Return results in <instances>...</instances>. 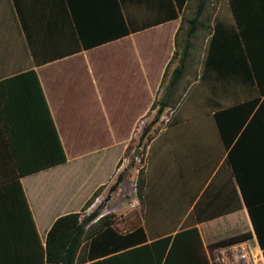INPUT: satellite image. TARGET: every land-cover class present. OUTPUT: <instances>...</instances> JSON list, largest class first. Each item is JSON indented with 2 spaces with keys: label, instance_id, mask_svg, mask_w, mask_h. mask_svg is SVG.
I'll return each mask as SVG.
<instances>
[{
  "label": "crops",
  "instance_id": "1",
  "mask_svg": "<svg viewBox=\"0 0 264 264\" xmlns=\"http://www.w3.org/2000/svg\"><path fill=\"white\" fill-rule=\"evenodd\" d=\"M137 1L139 0H124V3L127 6V16L135 18L138 25L165 15L161 0H140L141 5ZM16 4L32 34L38 65L34 62L27 43ZM114 5L115 0H64V3L62 0H0V25L4 22L8 24L5 21L8 15H11L12 20L16 16V24H8L7 28L12 33L16 31L22 51L27 49L30 59L21 69L0 74V79L29 69L35 70L66 156L64 163L19 178L43 244L58 217L79 213L92 194L112 179L117 163L126 160V149L135 136L139 122L142 121L144 126L152 122L150 112L157 111L152 109V105L160 93L163 78L168 70L170 78L174 68L179 66L181 56H176L177 63L172 57L185 7L174 19L89 49L68 53L78 45L73 23H70L72 13L69 7L75 11L74 15L78 18L83 34L100 35L116 32ZM201 28L205 29L206 26L199 21L192 40ZM47 30L48 35H45ZM137 35H144V41L140 44L139 41L132 40ZM122 41L127 43L121 46L127 48L123 51L122 48L116 49V45ZM190 46H193L192 41L188 50ZM188 50L181 73L170 91L186 75V59L191 55ZM47 56L56 57L41 61ZM19 61L20 57L13 65L21 64ZM200 75L198 69L196 78L200 79ZM198 82L199 80L193 82L185 96L193 95L188 103V110L192 112L187 111L183 116L187 118L189 115L193 119L182 122L178 120L174 134L160 132L147 142L145 138L146 149L141 152V156L146 160L145 194L149 199L141 201V206L136 197L129 205L132 209H142L141 226L145 228L147 242L155 240L149 234V231L153 233L155 225L176 224L177 227L170 229L175 231L167 229L170 233L166 234L173 236L183 222L189 221V224L197 228L210 259L212 251L234 242V238L241 234L249 233L247 238L257 243L258 240L227 161L228 149L224 147L215 126L211 122H204L212 119L214 104L208 102L215 100L206 90L200 94L194 90L195 94H189L191 89L198 86ZM174 92L179 93L178 89L172 90ZM120 96H130L133 100L127 109H117L119 116H116V123H112L104 99L110 97V110H116V97ZM168 104L165 108L171 107ZM90 110H96L97 113L89 117L88 122L97 129L104 127L107 137V140H98L93 145L88 140V135L80 130L75 131L76 127L81 128L84 117ZM80 116L83 119L78 123V118H82ZM163 117L160 116L152 128L163 124ZM1 144L0 139V184L15 176L9 163L3 160L7 154ZM103 164L108 165L105 176L95 179L92 174ZM84 173L86 178L81 179L79 175ZM60 181L68 183H58ZM56 183L58 186L55 189ZM146 208H150L148 215L152 223L149 228L146 227ZM93 223H88L86 228ZM203 226H208V229L203 231Z\"/></svg>",
  "mask_w": 264,
  "mask_h": 264
},
{
  "label": "trees",
  "instance_id": "2",
  "mask_svg": "<svg viewBox=\"0 0 264 264\" xmlns=\"http://www.w3.org/2000/svg\"><path fill=\"white\" fill-rule=\"evenodd\" d=\"M136 3L141 5L142 2ZM160 3L165 7V15L138 25L135 18L127 16L124 0H115L116 32L100 35L83 34L70 6V23H73L78 45L68 53L174 19L185 7L186 0H161ZM229 3L234 24L229 28L218 22L215 24L198 85H206L207 92L217 103L212 106L215 128L228 149L227 161L264 255V0H229ZM204 5L205 0H200L197 15ZM16 8L34 62L38 65L32 34L18 4ZM189 23L187 38H191L197 28V16L189 19ZM47 32L44 34L48 35ZM187 50L188 44L181 51L179 66L174 68L168 80V89L177 82ZM177 53L176 50L172 59ZM56 56H47L41 61ZM158 104L156 115L143 127L137 146L145 138L147 142L153 137L149 136L152 125L167 102L162 99ZM155 107L156 104L152 105V109ZM1 137V148H5L15 176L0 184V264H209L199 232L189 221L183 222L173 236L166 233L177 227L176 224L155 225L153 233L149 231L155 240L147 242L141 226L131 233L120 234L102 216L99 228H86L96 212L81 221V212L70 213L54 221L42 243L19 178L64 163L66 156L34 69L0 79ZM131 143L133 140L129 145ZM133 149H129L130 153ZM122 180L123 175L118 174L109 192L115 191ZM135 187L138 198L142 202L148 201L144 172H139ZM102 188L100 186L92 194L82 209L89 206ZM149 209L146 208V215ZM249 235L244 233L234 240Z\"/></svg>",
  "mask_w": 264,
  "mask_h": 264
},
{
  "label": "rangeland",
  "instance_id": "3",
  "mask_svg": "<svg viewBox=\"0 0 264 264\" xmlns=\"http://www.w3.org/2000/svg\"><path fill=\"white\" fill-rule=\"evenodd\" d=\"M199 3H200V0H186L185 10L181 14L183 15L182 20H181L182 22L177 32L178 39L175 38L176 39L175 47H176V50L178 51L177 56L182 55L181 51L184 49L186 44H188V47L191 44V41L193 44V46H190L191 47L190 50H188V52H190L191 55L188 57V59H186V62H187V66L185 68L186 75L183 77L181 81H179L178 84H176L177 86H175L172 89V90L178 89V92H179L178 94H175L176 92L172 93V90L170 91L171 88L168 89L167 84L169 80L170 70H168L166 77L163 78L162 87H161V90L159 91L160 93L156 96V100L154 101V104H156V107L153 110L159 108L158 102L162 99L165 100L167 104L169 103L168 105L171 104V107L163 109L160 115V116H164L162 118L163 124L161 123L160 126H157L156 128L154 127L151 128L149 136L154 137L158 135L160 132H165L168 135L174 134L175 131L177 130L176 127L178 126V120L182 122V120H185V119H190V120L193 119L189 115L187 116V118L183 116L186 114L187 111L190 113L192 112V110H188L190 108V104L188 103H190L191 97L193 96L190 93H193V91L196 90L195 93L200 94V92H203V90H206L207 87H205L206 85L203 86L202 84L199 83V85L197 84L198 86L195 85L196 86L195 89H191V91H189L190 95H188L187 97L185 96L186 94H188L187 91L190 88H192L194 84L193 82L199 80L198 78H196L198 69L200 70V74L202 75L203 63L205 60V56L207 54V47H208V43L210 39L209 35L211 36L213 35L214 27L217 22L219 24H222L223 27H228V28L231 24H234L233 14L231 12L229 0H205V5H204L203 10L201 11V13H199V15H197ZM180 11L178 12V14L180 13ZM196 16L198 18V21L202 22V24L204 23L207 29L206 28L198 29L196 32L195 39L193 40L191 38L188 39L186 37V30L190 26L189 19L195 18ZM5 21H7L9 25H13V24L15 25L17 19H16V16L14 15L13 20H12L11 15H8ZM4 23L0 25V74L2 75L10 73L12 70L21 69L22 65H24L28 60H30L28 59L29 52L26 51L27 49L22 51V48L20 46V39H17L16 37L17 36L16 31L12 33V30L7 28L8 24H6V22ZM179 36L181 37V39H179ZM143 38H144V35H137L134 38H132V40H135L137 42L139 41V44H140L141 41H144ZM123 42H126V41H122L121 43L117 44L116 49L122 48L121 49L122 51L126 50L127 49L126 46L121 47L123 44H127ZM18 57H20L19 63L21 62L22 63L21 64L14 63L15 65H13V62L16 61ZM177 59L178 58L175 57L172 60H174V62L176 61L175 63H177ZM174 62L172 64H175ZM110 99H111L110 97H106L104 101L106 102V107H108L110 111V119L112 123H116V116L117 117L119 116V111H117V109L118 110L127 109L130 106V103L132 102L133 98H131L130 96L116 97V110L114 109L110 110V107H111L109 105ZM208 103H210L211 105L217 104L215 101H209ZM78 106L80 105H76V107ZM96 113H97L96 110H90V112L86 114L87 116L84 117L83 125H81V128L80 129H78L77 127L75 128V131L78 132L80 130L83 134L88 135V140L90 141L91 145L97 144L98 140H103V139L107 140L105 130H103L104 127L101 129H97L93 127L92 123L88 122V118L96 115ZM150 114L153 118L156 115L155 111L154 113L150 112ZM78 119L80 120L78 121V123H80L82 122L83 117L81 119L80 118ZM204 122L206 123L211 122L213 126H215L213 122V118L211 120L207 119ZM85 127L88 129H85ZM143 127H144L143 122L142 121L139 122L137 130L135 131V136L132 138L133 143H131V145H128V147H130L129 148L130 150L132 147H134V149L141 148L142 150V151L141 150L138 151L137 158L134 164L132 166H128L133 151L132 153H130V150L127 148L126 153L124 155V158L126 160L125 161L122 160L117 163L112 179L109 180L106 186H103L99 194L93 199V201L89 204V206L86 209H81L80 218H79L80 221L82 218L87 217L88 214L92 212H96L94 219L89 222V223L94 222V224L90 225L91 227L96 226L97 228H99L98 225L101 222L100 220H103L99 218H101L102 216H105L106 222L110 223L109 226L113 228L115 232L120 233V234H127L130 231L136 230L138 226L142 225V217H143L142 209H139V208L132 209L131 205L129 204H131L132 200L136 199V197L138 198L137 193H136L135 184L137 182V179L139 178V172L140 171L144 172L145 167H146L145 166L146 160L144 156H141V152H143L146 149L145 139L142 141L140 146H137V142L139 141L138 137L142 133ZM1 140H2V137H1ZM95 146H98V145H95ZM5 160L7 163H9L8 158H6ZM107 169H108V165L105 166V164H103L102 167L100 169L98 168L97 170H95L94 174L92 175L95 179L97 178L101 179L102 177L105 176ZM118 174L123 175V180L120 182L116 190L110 193L109 187L115 181ZM85 175H86L85 173L80 174L79 177L81 179L82 178L85 179L86 178ZM61 182L62 181L58 183H61ZM62 183L66 184L68 182H62ZM75 183L76 181L74 182V185ZM77 183H78V180H77ZM57 186L58 184L56 183L54 185V188L56 189ZM138 200L140 202L139 204L142 206L141 200L139 198ZM157 211H161V210H157ZM145 216L147 220V226L146 225L145 226L149 228L148 226L152 222L149 218V215H145ZM207 229H208V226L202 227L203 231H206Z\"/></svg>",
  "mask_w": 264,
  "mask_h": 264
},
{
  "label": "built area",
  "instance_id": "4",
  "mask_svg": "<svg viewBox=\"0 0 264 264\" xmlns=\"http://www.w3.org/2000/svg\"><path fill=\"white\" fill-rule=\"evenodd\" d=\"M209 264H264L263 249L251 238L236 240L212 251Z\"/></svg>",
  "mask_w": 264,
  "mask_h": 264
},
{
  "label": "water",
  "instance_id": "5",
  "mask_svg": "<svg viewBox=\"0 0 264 264\" xmlns=\"http://www.w3.org/2000/svg\"><path fill=\"white\" fill-rule=\"evenodd\" d=\"M138 151H139V148H135L133 150V153H132V156H131V159H130V162H129V165L128 166H132L137 158V154H138Z\"/></svg>",
  "mask_w": 264,
  "mask_h": 264
}]
</instances>
